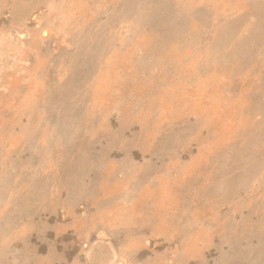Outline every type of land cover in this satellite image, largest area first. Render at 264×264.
<instances>
[{"label": "rangeland", "instance_id": "obj_1", "mask_svg": "<svg viewBox=\"0 0 264 264\" xmlns=\"http://www.w3.org/2000/svg\"><path fill=\"white\" fill-rule=\"evenodd\" d=\"M0 264H264V0H0Z\"/></svg>", "mask_w": 264, "mask_h": 264}]
</instances>
